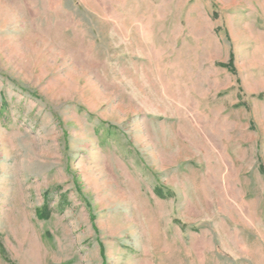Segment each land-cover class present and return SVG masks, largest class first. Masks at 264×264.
Masks as SVG:
<instances>
[{
    "label": "rangeland",
    "instance_id": "obj_1",
    "mask_svg": "<svg viewBox=\"0 0 264 264\" xmlns=\"http://www.w3.org/2000/svg\"><path fill=\"white\" fill-rule=\"evenodd\" d=\"M0 264H264V0H0Z\"/></svg>",
    "mask_w": 264,
    "mask_h": 264
},
{
    "label": "trees",
    "instance_id": "obj_2",
    "mask_svg": "<svg viewBox=\"0 0 264 264\" xmlns=\"http://www.w3.org/2000/svg\"><path fill=\"white\" fill-rule=\"evenodd\" d=\"M41 216V213L39 214V217ZM47 217V216H44V218Z\"/></svg>",
    "mask_w": 264,
    "mask_h": 264
}]
</instances>
